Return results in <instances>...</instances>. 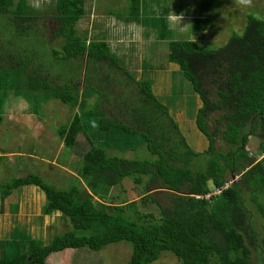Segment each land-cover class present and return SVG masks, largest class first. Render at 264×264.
<instances>
[{
	"label": "trees",
	"instance_id": "16d2710c",
	"mask_svg": "<svg viewBox=\"0 0 264 264\" xmlns=\"http://www.w3.org/2000/svg\"><path fill=\"white\" fill-rule=\"evenodd\" d=\"M199 1L195 35L212 28L221 3ZM128 6L129 19L138 21L141 0ZM85 13V0H53L45 8L0 0L2 95L22 97L38 115L51 99L72 109L78 104L57 134L66 150L75 149L79 134L89 145L81 149L78 178L65 189L31 173L0 184L1 202L17 188L36 187L44 194L41 216L60 213L72 227L46 244L28 236L18 241L15 231L13 239L0 240V264H46L65 249L98 251L117 242L131 247L129 260L120 264H151L166 251L180 264H251L252 250L264 264V220L253 235L247 206L252 202L264 219V157H255L264 152V18L246 14L242 33L216 49L158 34L167 41V61L178 65L202 102L195 124L209 144L195 151L154 93L152 78H137L105 40L79 33ZM2 120L0 112V125ZM218 133L223 148L215 144ZM251 136L259 140L254 151L247 148ZM143 146L149 157L137 155ZM108 149L135 150V157L110 155ZM234 174L240 179L220 194L195 198L210 191L209 182L221 187ZM126 179L142 186V197L106 203L111 188L124 187ZM150 190L166 197V205L158 204L159 217L143 211L142 204L157 202Z\"/></svg>",
	"mask_w": 264,
	"mask_h": 264
},
{
	"label": "rangeland",
	"instance_id": "374dc122",
	"mask_svg": "<svg viewBox=\"0 0 264 264\" xmlns=\"http://www.w3.org/2000/svg\"><path fill=\"white\" fill-rule=\"evenodd\" d=\"M26 1L38 8H45L53 0ZM95 1L85 0L86 13L76 26L79 33L87 34L89 39L105 40L112 51L124 59L127 69L137 78H150L153 75L154 93L162 103L173 110L172 115L180 116L178 124L188 144L196 151L205 150L208 139L196 128L193 121L198 94L194 92L191 82L183 76L178 65L167 61L166 43L163 42L160 45L154 38L162 30L171 40H196L201 48L206 49L222 47L234 32L242 33L246 14L252 13L264 18V0H221L218 13L211 18L212 28L197 35L192 33L191 27L195 18L200 15L199 0H154L156 3V7L152 8L154 13L159 12L157 6L160 9L162 6L169 8L171 16L168 22L166 23L165 16L155 14L150 18L147 17L146 23L139 24L132 23L129 18H126L128 6L125 5V8H122L125 4L124 0H105L108 8L103 5L105 2L95 3ZM96 4L103 6L104 10ZM110 9L122 16L121 19L106 15ZM172 14H181L183 18H177ZM45 22L50 29L54 30L52 19H46ZM148 33L150 36L146 35ZM131 45L136 49L132 51ZM0 102V112L3 115L0 125V184H6L14 178L31 173L40 176L56 188L65 189L72 185L71 182L78 178L77 169L81 160V149L86 150L89 145L85 135L79 134L75 149L66 150L57 134V128L71 119L73 112L79 109L78 104L72 109L59 100L51 99L42 104L38 115L30 111V105L25 99L12 93L5 98L0 91ZM178 110H181L180 114H177ZM217 115L214 113L209 118L211 127ZM219 139L221 140L220 136L216 137L215 144L223 148L224 142ZM199 140L202 141V145L197 146L196 142ZM258 142L257 137L251 136L247 148L256 150ZM140 149L139 147L135 149L138 156L142 157L144 153L143 157L150 156L144 146V150L140 151ZM135 150L124 153H119L116 149L107 151L110 155L134 158ZM236 178L237 176L234 179ZM208 185L212 190L211 182ZM148 193L157 202L148 201L145 205L141 203L144 206L143 211L152 212L155 217H159L158 204H167L164 192L150 190ZM141 197L142 186H136L131 180L126 179L124 187L111 188L105 202L116 205L119 200L129 202L139 200ZM6 201L3 206L4 211L0 212L1 241L7 238L13 239V231L17 229L20 231L17 236L18 241L22 236H28L46 244L52 236L72 229L69 220L66 218L64 220L60 213L41 216L40 209L44 203V194L36 187L17 188L12 191ZM247 206L251 212L250 228L253 231L252 234L257 236L264 219L256 211L252 202L247 201ZM10 210L18 214L11 216L8 212ZM16 226L18 227L15 228ZM24 239L26 240L27 237ZM56 253L58 254L53 253L46 259V264H120L129 260L131 247L126 242H117L108 244L98 251L83 247L65 249ZM151 264H180V262L175 255L166 251ZM251 264H263L255 250L251 253Z\"/></svg>",
	"mask_w": 264,
	"mask_h": 264
},
{
	"label": "crops",
	"instance_id": "0c3cea01",
	"mask_svg": "<svg viewBox=\"0 0 264 264\" xmlns=\"http://www.w3.org/2000/svg\"><path fill=\"white\" fill-rule=\"evenodd\" d=\"M120 1H122V0H120ZM105 2V0H96L95 1V3H104ZM124 2H125V4H123V9L125 8V5H129V0L127 1V0H124ZM141 2H142V10H140V12L138 13L139 14V19H138V21L137 20H132V19H130V21L133 23H144L145 21H146V18L147 17H152L153 15H155V14H158L159 16H165V18H166V23L168 22V19L170 18V16H171V14H169V8H167V6H162V8L160 9L158 6H157V9L159 10V12H156V13H154L153 11H152V8H154V7H156V3H154V0H141ZM106 3L107 2H105L103 5L104 6H106L107 7V5H106ZM127 3V4H126ZM97 5V4H96ZM97 6H99V7H103V6H101L100 4L99 5H97ZM129 7V6H128ZM108 8V7H107ZM103 9V8H102ZM104 10V9H103ZM105 12V11H104ZM106 13V12H105ZM167 14H168V16H167ZM106 15H108V16H111V17H114V18H116V19H121L120 17H122V16H119L118 15V13L116 12V11H114V10H109L107 13H106ZM127 15H128V11H127ZM124 16V15H123ZM172 16H176L177 18H179V17H182L181 16V14L180 15H176V14H172ZM126 18H130L129 17V15H128V17H126ZM172 18V17H171ZM183 18V17H182ZM126 22H128V21H126ZM162 31V30H161ZM149 34V33H148ZM147 35V34H146ZM150 36V35H149ZM159 36H157V37H155L154 39H155V41L157 40L158 41V43L161 45V43H163V42H165L166 43V45H167V41L164 39V38H158ZM167 39H169V38H167ZM164 51V50H163ZM165 55H166V57H167V55H168V48L167 49H165ZM175 68H177L176 66H175ZM151 78H152V80H153V88L155 87V80H154V76L152 75L151 76ZM154 90V89H153ZM197 99H198V102H197V106H196V108H195V111H197L198 110V108H200L201 107V105H202V102H201V99L199 98V96L197 97ZM169 110L171 111V113H173V110L169 107ZM180 112H181V110L179 111H177V114H180ZM173 116H174V114H173ZM185 117V116H184ZM174 118L176 119V121L178 122V119H180V116L179 115H177L176 117L174 116ZM185 119H187V118H185ZM188 121H191V120H188ZM193 121L195 122V117H194V119H193ZM196 125V124H195ZM196 128H197V126H196ZM199 130V129H198ZM200 131V130H199ZM201 132V131H200ZM202 133V132H201ZM203 134V133H202ZM204 135V134H203ZM205 136V135H204ZM197 144V146H200V145H202V141L201 140H199L198 142H196ZM208 144H209V141H208ZM208 144H207V147H208ZM206 147V148H207ZM205 148V149H206ZM196 151V150H195ZM204 151V150H203ZM25 187V186H24ZM34 187V186H33ZM11 195V194H10ZM9 195V196H10ZM8 196V197H9ZM6 199L7 198H5L3 201L4 202H1L0 201V212L2 213L3 211H4V204L7 202L6 201ZM8 212H10L11 213V216H14V215H16V214H18V212H16V211H14V212H12L11 210L10 211H8ZM19 223V222H18ZM18 226H16L15 228H17ZM20 227V226H19ZM14 228V229H15ZM17 229H15V231H16ZM15 231H14V233H15ZM17 232H20L19 230H17ZM13 233V232H12ZM70 249H72V248H70ZM55 254H58V253H55ZM51 256V255H50ZM58 257V256H57Z\"/></svg>",
	"mask_w": 264,
	"mask_h": 264
},
{
	"label": "clouds",
	"instance_id": "9594fccd",
	"mask_svg": "<svg viewBox=\"0 0 264 264\" xmlns=\"http://www.w3.org/2000/svg\"><path fill=\"white\" fill-rule=\"evenodd\" d=\"M152 88H153V86H152ZM222 129V127H220V130ZM219 136V133L217 134V137ZM250 155H251V153H250ZM255 157H256V159L257 160H259V159H262L263 157H264V152L263 153H261V154H255ZM235 176H237V178L236 179H234L235 178ZM240 179V174H234V175H232L231 177H230V179H228L225 183H224V185L226 184V183H229L230 182V184H229V186L231 185V183H233V182H236V181H238ZM224 185H222L221 187H213V189L211 190V187H210V191L208 192V193H206L205 195H196L195 196V198L196 199H200V198H206L205 196L207 195V194H209V197H211L212 195H216V194H213V190L215 189V188H222ZM228 186V187H229ZM227 188V187H226ZM225 189V188H224ZM223 190V189H222ZM221 190V191H222ZM221 193V192H220ZM219 193V194H220ZM208 197V198H209ZM208 198H206V199H208Z\"/></svg>",
	"mask_w": 264,
	"mask_h": 264
},
{
	"label": "built area",
	"instance_id": "2783aa9c",
	"mask_svg": "<svg viewBox=\"0 0 264 264\" xmlns=\"http://www.w3.org/2000/svg\"><path fill=\"white\" fill-rule=\"evenodd\" d=\"M229 184H230V182L229 183H226L222 188H215L213 190V194H219L221 192V190L224 189V188H226V187H228ZM205 197L208 198L209 197V194H207Z\"/></svg>",
	"mask_w": 264,
	"mask_h": 264
}]
</instances>
